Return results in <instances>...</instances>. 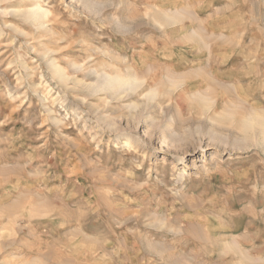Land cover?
Returning a JSON list of instances; mask_svg holds the SVG:
<instances>
[{"label":"rangeland","instance_id":"rangeland-1","mask_svg":"<svg viewBox=\"0 0 264 264\" xmlns=\"http://www.w3.org/2000/svg\"><path fill=\"white\" fill-rule=\"evenodd\" d=\"M255 116L264 0L0 2V264H264Z\"/></svg>","mask_w":264,"mask_h":264},{"label":"bare ground","instance_id":"bare-ground-1","mask_svg":"<svg viewBox=\"0 0 264 264\" xmlns=\"http://www.w3.org/2000/svg\"><path fill=\"white\" fill-rule=\"evenodd\" d=\"M4 0H0V2H3ZM37 7H38V4H37ZM35 9V8H34ZM38 9H40V8H38ZM41 10V9H40ZM28 12H29V10H28ZM30 13V14H29ZM28 14L30 15V20H32V18H31V16L33 17V19L35 20V22L37 21V19L39 20L40 18H39V14L41 15V14H43V16L45 15V13H44V11H39V10H30V12H29ZM25 16V15H24ZM46 16H47V14H46ZM43 18H45V17H43ZM40 20H42V19H40ZM112 83H115L116 82V80L114 79V80H112L111 81ZM257 114V113H256ZM257 119H263L264 117L263 116H255ZM254 117V118H255ZM263 117V118H262ZM248 120V119H247ZM248 127V126H247ZM264 131V130H263Z\"/></svg>","mask_w":264,"mask_h":264}]
</instances>
